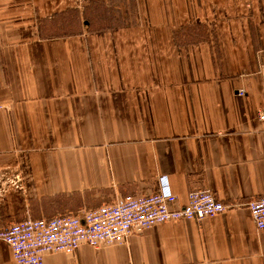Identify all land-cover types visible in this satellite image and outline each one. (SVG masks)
Wrapping results in <instances>:
<instances>
[{
  "label": "crops",
  "instance_id": "obj_1",
  "mask_svg": "<svg viewBox=\"0 0 264 264\" xmlns=\"http://www.w3.org/2000/svg\"><path fill=\"white\" fill-rule=\"evenodd\" d=\"M121 1L115 28L93 18L51 36L72 0H0L6 227L81 217L163 181L175 207L207 190L230 208L43 264H264L246 207L264 197V0ZM0 264H16L2 241Z\"/></svg>",
  "mask_w": 264,
  "mask_h": 264
},
{
  "label": "built area",
  "instance_id": "obj_2",
  "mask_svg": "<svg viewBox=\"0 0 264 264\" xmlns=\"http://www.w3.org/2000/svg\"><path fill=\"white\" fill-rule=\"evenodd\" d=\"M244 94L237 92L238 96ZM257 118L264 122V108ZM175 203L176 197L159 181V190L153 194L126 197L81 217L27 219L11 224L0 229V241L9 247L16 264H43L44 256L49 254H73L81 245L102 248L126 244L132 234H141L153 226L179 220L200 222L230 208L207 190L190 192L183 207H175ZM246 207L256 230L264 231V197L249 200Z\"/></svg>",
  "mask_w": 264,
  "mask_h": 264
},
{
  "label": "rangeland",
  "instance_id": "obj_3",
  "mask_svg": "<svg viewBox=\"0 0 264 264\" xmlns=\"http://www.w3.org/2000/svg\"><path fill=\"white\" fill-rule=\"evenodd\" d=\"M72 9L67 10L61 16L63 19V25H56L50 23L47 25L50 32L47 35H76L81 33L86 27H90V23L93 18L100 20L93 27L95 28H115L122 23L120 18V8L124 9L121 0H72ZM91 6V7H90ZM53 22V21H51ZM46 26H44L45 28ZM8 185L0 184V228H6L4 221L7 218H3L4 213L2 209V196L6 192ZM10 222H7V225Z\"/></svg>",
  "mask_w": 264,
  "mask_h": 264
}]
</instances>
